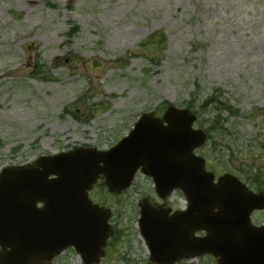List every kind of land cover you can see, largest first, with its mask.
Returning a JSON list of instances; mask_svg holds the SVG:
<instances>
[{
    "label": "rangeland",
    "instance_id": "rangeland-1",
    "mask_svg": "<svg viewBox=\"0 0 264 264\" xmlns=\"http://www.w3.org/2000/svg\"><path fill=\"white\" fill-rule=\"evenodd\" d=\"M210 97L239 116L223 112L225 128L200 155L220 170L215 144L232 140L264 177V0H0V173L42 155L107 150L167 103L191 102L195 128L216 123ZM136 186L122 196L92 191L114 210L118 232L101 264H152L137 209L152 185ZM57 264L82 261L70 250Z\"/></svg>",
    "mask_w": 264,
    "mask_h": 264
},
{
    "label": "water",
    "instance_id": "water-1",
    "mask_svg": "<svg viewBox=\"0 0 264 264\" xmlns=\"http://www.w3.org/2000/svg\"><path fill=\"white\" fill-rule=\"evenodd\" d=\"M165 120L170 127L144 117L130 138L109 154L106 168L98 167L96 153L79 151L54 163L40 161L39 168L5 171L0 177V264H50L69 246L86 264L99 263L112 233L110 216L87 200L86 191L99 173H105L109 188L119 193L130 185L140 166L155 177L162 197L172 188H181L191 204L186 214L173 218H167V210L141 205L140 229L153 263L174 264L211 253L219 264H264V227L250 223L251 213L264 209V194L248 193L226 179L214 185L203 160L192 153L205 140L201 132L191 130L194 117L187 111L170 110ZM179 167H192L195 173L182 182L176 176ZM52 174L59 177L54 182L48 181ZM38 201L45 204L41 210L36 208ZM197 231L208 235L194 239Z\"/></svg>",
    "mask_w": 264,
    "mask_h": 264
}]
</instances>
